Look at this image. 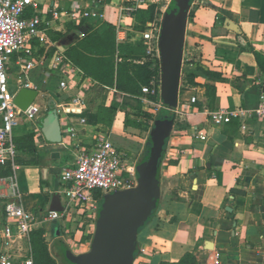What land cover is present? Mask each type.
<instances>
[{"label":"crops","instance_id":"0c3cea01","mask_svg":"<svg viewBox=\"0 0 264 264\" xmlns=\"http://www.w3.org/2000/svg\"><path fill=\"white\" fill-rule=\"evenodd\" d=\"M41 1V8L71 7L69 0ZM91 1V8L100 11L103 17L79 25L56 22L49 35L55 47L66 53L78 44L73 43V39L77 36L84 39L92 25L101 29L106 25L114 27V82L108 85L85 74L86 80L78 87L61 93L59 76L54 71L36 66L29 72L30 86L38 91L33 103L40 110L33 121H21L16 128V167L9 162L0 164L11 166L10 175L0 178L14 177L18 195L13 194L9 179L0 185V192L32 211L37 224L29 235H22L0 212V254L10 251L17 257L32 255L35 259L33 236L36 231H43L53 259L48 244L51 236L53 243L61 239L75 253L83 252L77 247L79 236L71 233L70 220L47 218L49 211L64 209L66 186L61 173L76 161L75 151L63 134L66 120L59 117L62 130L59 143L50 142L39 126L51 111L49 101L56 109L61 101L76 95L86 97L87 123L77 122L76 127L88 145L94 143L98 131H104L135 166L142 162L149 147L152 127L142 129L127 125L128 115L132 114L121 107L119 101L125 95L143 100L142 88L151 85L156 77L148 79L146 65L154 70L159 57L155 56L153 43L142 36L151 22L142 32H135L134 18L119 15L122 0ZM159 2L164 14L172 0ZM118 25L124 30L122 41L117 40ZM138 39H142L146 47V56L121 58L119 46ZM255 51L264 53V0L192 1L182 73L194 74L196 83L190 84L186 77L181 79L175 121L166 140L160 168L159 208L139 234V254L134 264L174 263L188 252L195 255L199 264H211L210 258L215 254H220L219 264H264V119L232 116L229 123L221 125L211 119V112L218 108L235 111L253 110L257 106L264 75L256 62ZM149 55L152 56L150 63ZM16 59L12 58L9 74L11 89L18 93L21 68ZM120 85L129 90L141 86L140 95L124 92ZM194 95L198 101L191 104ZM40 97L45 102L42 106L37 102ZM201 133L206 139L200 138ZM206 241L213 243V250L206 249Z\"/></svg>","mask_w":264,"mask_h":264},{"label":"built area","instance_id":"2783aa9c","mask_svg":"<svg viewBox=\"0 0 264 264\" xmlns=\"http://www.w3.org/2000/svg\"><path fill=\"white\" fill-rule=\"evenodd\" d=\"M101 3L102 0H95ZM154 0H122L119 6L120 17H133L139 8H146ZM69 8H41V0H0V164L11 163L16 167L18 147L15 141L16 128L20 122L33 121L40 108L31 103L22 109L15 103V93L10 86L9 65L13 57L21 68L18 80L19 88H31L28 74L36 66H42L54 71L59 76L58 89L61 93L71 87H78L86 80L85 73L66 55L65 51L55 47L49 33L53 23L67 22L79 25L91 19H100L103 14L91 8V0H69ZM33 11V14L30 11ZM117 40L125 39L121 25L117 26ZM148 43L156 44L157 52L160 36V25L150 23L149 28L142 33ZM43 48V52L40 53ZM32 89V88H31ZM145 95H157L158 108H171L161 101L160 79H154L149 86H144ZM146 103L147 99H143ZM198 101L197 95L190 99L191 104ZM88 103L86 97L76 95L70 100L61 101L56 105L58 117L66 120L63 134L67 143L75 151V164L62 170L61 179L65 184L66 205L62 211L51 210L48 219L66 217L73 224L71 231L79 236L77 245L90 246L99 214L101 197L118 190L133 188L138 183L136 166L128 156L119 151L104 131H98L94 143L88 145L81 138L76 123L86 124ZM158 110V111H159ZM232 116H253L264 119V92L260 93L257 106L253 110L238 109L228 111L218 108L211 112V119L216 125L229 123ZM206 139V135H200ZM264 138V136H263ZM9 179L16 192L17 182L14 177L0 178V185ZM97 193V196L95 195ZM0 212L9 224L16 226L22 235H29L37 224L34 213L15 200L8 199L0 192ZM84 239V237H86ZM211 264L220 263V254L210 258ZM0 264H36L32 255L15 256L10 251L0 254Z\"/></svg>","mask_w":264,"mask_h":264},{"label":"water","instance_id":"95a60500","mask_svg":"<svg viewBox=\"0 0 264 264\" xmlns=\"http://www.w3.org/2000/svg\"><path fill=\"white\" fill-rule=\"evenodd\" d=\"M174 1L161 18L158 42L161 101L171 108L179 103L188 13L193 0ZM37 95L35 89L22 88L15 96V103L26 109ZM174 121V118L154 121L149 133V155L136 166L137 185L101 197L90 249L77 254L66 244L62 246V257L68 264H134L139 229L156 212L161 199L158 164ZM39 126L50 142H61L62 130L55 108ZM205 247L214 249L211 241H206Z\"/></svg>","mask_w":264,"mask_h":264},{"label":"trees","instance_id":"16d2710c","mask_svg":"<svg viewBox=\"0 0 264 264\" xmlns=\"http://www.w3.org/2000/svg\"><path fill=\"white\" fill-rule=\"evenodd\" d=\"M109 1V0H106ZM175 4V1L172 0L171 2V6H173ZM161 13L160 10V2L158 0H154L151 1L147 4L146 8H139L137 9L134 13H133V18H134V30L136 31H143L146 29V26L149 22H156L158 15ZM109 28H112L113 30L114 27L110 26V25H106ZM105 27V26H104ZM101 28H96L95 25H92L89 31L93 32H89L87 33L86 37L83 40H80L78 42L77 45H75L74 47H71L70 49H68V51H66V55L68 56V58L75 64L80 66L83 70L84 73L86 75L91 76L92 78L101 81L103 83H106L108 85H112L113 84V63L112 66L108 72L107 75H105L104 77L100 76L96 71H94L93 69L88 68L87 66L84 65V62L82 61L80 54L81 52V48L80 46L83 45V43H85V41L87 40V38H92L97 36V32L100 30ZM115 53L114 50V44L111 47V52L110 54L113 56ZM119 55L121 58H142L146 56V47L143 44L142 39H138L135 42L132 43H127V44H122L119 46ZM255 58H256V62L262 72V74L264 75V53L262 52H258L255 51L254 52ZM156 61L159 62V59H156ZM114 62V61H113ZM147 67V74H148V79H150L152 76L157 75V70H151L148 66V64L146 65ZM203 72H205L206 74H211V72L209 70H204L202 68H200ZM147 79V81H148ZM186 79L190 84L195 85V75L194 74H186ZM146 81V82H147ZM120 90L124 91V92H129L130 94H136L138 93L137 90H129L123 86H119ZM125 108V107H123ZM129 113V112H128ZM171 118H175V114L169 110L166 109H160L158 111V113L154 116L151 113L145 112L143 111L141 108H135L134 109V114H133V118H130L128 115V119H127V125H130L132 127L135 128H142V129H148L152 127L151 122H154L157 119H162V120H168ZM29 137H33V134H29ZM17 147H18V143H17V137L15 138ZM164 146V150H165ZM151 149V143L149 141V147L147 149V152L145 154L144 159L149 155ZM164 155V152H163ZM163 155L161 157V159L159 160V164H158V177H160V168H161V163H162V159H163ZM143 159V160H144ZM142 160V161H143ZM11 173V166L5 165V166H0V176H8ZM159 208V205H158ZM158 208L156 210V212L147 220V222L141 226V228L139 229V234L140 232L154 219ZM43 235V231H36L34 233L33 236V241H34V250H35V263L36 264H58L56 262L55 259H53L51 257V255L49 254L47 245L44 241V239L41 237ZM65 245V243L63 242V240L59 239L55 242V246L56 248L59 250V254H61L62 256V246ZM139 254V247L135 253V256L137 257ZM64 263L68 264L64 259H63ZM162 264H197L196 262V257L195 255H193L192 253L188 252L186 253L178 262H174V263H169V262H163Z\"/></svg>","mask_w":264,"mask_h":264},{"label":"rangeland","instance_id":"374dc122","mask_svg":"<svg viewBox=\"0 0 264 264\" xmlns=\"http://www.w3.org/2000/svg\"><path fill=\"white\" fill-rule=\"evenodd\" d=\"M162 16H163V12L158 16V19H159V21H157L158 25H160ZM90 32L92 33L93 30ZM135 32H138V31L135 30ZM115 39H116L115 30H113L112 28H109L108 26H105L100 31H98L97 36L92 37V38H87L85 43H83V45L80 46L81 52H82L80 54V57L82 61L84 62V65L90 69H93L102 77L107 75L109 72L107 70H109L112 66V63H114L113 62L114 57L110 54V52H111V47L113 46L115 42ZM79 40H83V38L81 39L80 36H77L73 39L72 42L78 43ZM153 45L155 46L156 44H153ZM155 56L159 57V53L157 52L156 46H155ZM151 58L152 56L149 55V58H148L149 63L151 61ZM153 68L157 70V75L155 77V80L157 82L160 79V72H159L160 71V61L159 62L156 61L154 63ZM185 77H186V73L184 72L182 73V78L185 79ZM13 82H14V79L11 80V83ZM135 90L138 91L137 95H140L141 86ZM130 96L125 95V98H122L121 101H119L121 107H125V110L129 112L130 114H132L130 118H133L135 108H141L142 110H146L150 112L151 114H153L154 116L158 113L159 98L157 95H147V96L145 95L143 98L148 100V102L146 103L143 100H140L135 97H130ZM47 101H49V99H47ZM37 102L41 104V106L44 105L45 103L42 97L38 98ZM52 107L55 108L52 105V102L49 101L48 110L52 109ZM71 233L75 234V232H71ZM41 237L45 241L44 234ZM53 240H54V237L51 236L48 241V244L50 246V251L52 252L54 258L57 260L58 264H66L64 263L63 257L61 256V254H59V250L56 248L55 243H53L54 242ZM90 246L82 247L83 252L88 251L90 249ZM77 254H79V252H77ZM196 262L197 264H199L197 258H196Z\"/></svg>","mask_w":264,"mask_h":264}]
</instances>
